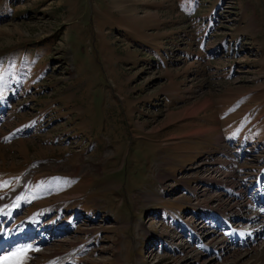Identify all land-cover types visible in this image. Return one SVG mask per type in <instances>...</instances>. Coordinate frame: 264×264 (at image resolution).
<instances>
[{
    "label": "rangeland",
    "instance_id": "1",
    "mask_svg": "<svg viewBox=\"0 0 264 264\" xmlns=\"http://www.w3.org/2000/svg\"><path fill=\"white\" fill-rule=\"evenodd\" d=\"M263 172L264 0H0V264H253Z\"/></svg>",
    "mask_w": 264,
    "mask_h": 264
},
{
    "label": "bare ground",
    "instance_id": "2",
    "mask_svg": "<svg viewBox=\"0 0 264 264\" xmlns=\"http://www.w3.org/2000/svg\"><path fill=\"white\" fill-rule=\"evenodd\" d=\"M244 231V230H243ZM236 234L238 235H241L242 238L244 236L243 233H240V232H237L236 231ZM245 239V238H244ZM251 241V240H250ZM249 241V242H250ZM250 244V243H249ZM253 264H264V250L262 251H257V255H256V260L253 262Z\"/></svg>",
    "mask_w": 264,
    "mask_h": 264
},
{
    "label": "snow or ice",
    "instance_id": "3",
    "mask_svg": "<svg viewBox=\"0 0 264 264\" xmlns=\"http://www.w3.org/2000/svg\"><path fill=\"white\" fill-rule=\"evenodd\" d=\"M20 251H24V250H20Z\"/></svg>",
    "mask_w": 264,
    "mask_h": 264
}]
</instances>
